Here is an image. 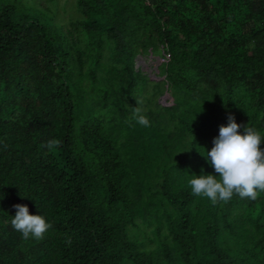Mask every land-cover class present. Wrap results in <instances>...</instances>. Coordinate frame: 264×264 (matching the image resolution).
<instances>
[{
  "label": "trees",
  "instance_id": "1",
  "mask_svg": "<svg viewBox=\"0 0 264 264\" xmlns=\"http://www.w3.org/2000/svg\"><path fill=\"white\" fill-rule=\"evenodd\" d=\"M16 13L0 8V264H264V193L213 206L189 186L216 175L230 114L264 134V0H75L55 29ZM17 204L43 239L11 226Z\"/></svg>",
  "mask_w": 264,
  "mask_h": 264
},
{
  "label": "clouds",
  "instance_id": "2",
  "mask_svg": "<svg viewBox=\"0 0 264 264\" xmlns=\"http://www.w3.org/2000/svg\"><path fill=\"white\" fill-rule=\"evenodd\" d=\"M161 58V57H160ZM137 101V107L132 109V118L144 127L150 126V121L143 114ZM243 129V132L240 129ZM56 139L49 140V150L59 146ZM264 134L255 127L238 124L233 115L228 116L227 125H221L218 137L213 140V147L206 152L216 175H191L189 186L195 196L208 198L212 205L229 202L234 195L241 199L255 201L264 193ZM16 214L11 220V226L27 240L44 238L52 227L43 215H32L27 205H14ZM70 243V241H69Z\"/></svg>",
  "mask_w": 264,
  "mask_h": 264
},
{
  "label": "rangeland",
  "instance_id": "3",
  "mask_svg": "<svg viewBox=\"0 0 264 264\" xmlns=\"http://www.w3.org/2000/svg\"><path fill=\"white\" fill-rule=\"evenodd\" d=\"M40 2L42 6H49L50 9L45 11L42 10L36 3ZM50 1V2H49ZM75 0H0V8L6 4H15L16 5V15L18 18L21 15H28L33 18L38 19L42 24L52 27L55 29L61 25H65L64 27H68L70 20L74 17H71V4L74 3ZM60 2L59 12L57 10L58 4ZM63 5H62V4ZM64 11L62 12V9ZM59 14V16H57ZM71 15V16H70ZM60 20V22H59ZM163 59L159 56L153 57H139L137 59L136 66H140L144 71L153 75V71H156L157 66Z\"/></svg>",
  "mask_w": 264,
  "mask_h": 264
}]
</instances>
